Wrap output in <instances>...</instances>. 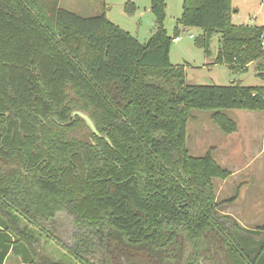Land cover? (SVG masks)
<instances>
[{"label":"trees","instance_id":"obj_1","mask_svg":"<svg viewBox=\"0 0 264 264\" xmlns=\"http://www.w3.org/2000/svg\"><path fill=\"white\" fill-rule=\"evenodd\" d=\"M43 1L0 0V264L11 254L67 264L36 254L42 237L53 241L43 219L60 212L83 230L74 247L60 245L74 263L97 264L86 255L99 252L101 264H264V239L238 235L264 236V225L245 231L218 213L213 180L232 173L187 146L194 110L234 134L224 112L264 111V87L191 85L170 59L181 26L200 29L195 43L208 55L221 36L215 65L264 63V21L234 24L232 0H184L172 37L166 0H151L156 30L142 44L105 12L82 17ZM84 125L88 139L77 135Z\"/></svg>","mask_w":264,"mask_h":264},{"label":"rangeland","instance_id":"obj_2","mask_svg":"<svg viewBox=\"0 0 264 264\" xmlns=\"http://www.w3.org/2000/svg\"><path fill=\"white\" fill-rule=\"evenodd\" d=\"M134 2V15L125 12V4ZM49 10L59 5L61 8L82 17L107 14L120 28L130 32L140 43L146 44L156 30V18L151 12V0H44ZM184 0H166L165 27L168 34L175 35L178 20L183 14ZM233 23L236 25H260L264 21V0H232ZM197 29L181 34V40L173 43V64L185 65L187 83L191 85H229L240 82L245 86L264 87V72L261 61L249 64L245 69L231 70L226 65H215L221 44L219 34L212 38L210 49L216 54H206L196 45ZM194 35L195 37H191ZM220 45V46H219ZM181 48V49H180ZM183 49V50H182ZM238 124L234 134L223 133L212 120V112L194 110L187 125V146L191 156L202 157L212 152L217 163L228 169L232 175L226 179H214L216 200L220 204L218 213L231 216L246 231L259 230L264 225V111L227 110L224 112ZM89 128H80L83 139H88ZM44 229L52 234L53 241L42 237L37 246L38 259L62 260L74 263L60 245L74 247L78 235L83 230L75 224L73 216L67 212L57 213L52 219H43ZM241 239H264L263 234L248 236L238 234ZM251 237V238H250ZM243 241V240H242ZM246 243V242H245ZM247 244V243H246ZM245 244V245H246ZM252 245V243H251ZM248 248L249 246L246 245ZM101 264L98 253L86 255ZM5 264H25L21 257L11 254ZM123 264H131L130 262ZM142 264V263H138Z\"/></svg>","mask_w":264,"mask_h":264},{"label":"water","instance_id":"obj_3","mask_svg":"<svg viewBox=\"0 0 264 264\" xmlns=\"http://www.w3.org/2000/svg\"><path fill=\"white\" fill-rule=\"evenodd\" d=\"M187 32V29H185L183 31V33H186ZM81 116L82 118L85 119V121L88 123L89 127L92 129V131L96 134H99L98 130H97V127L95 125V123L93 122V120L85 113H82V112H75L74 113V116Z\"/></svg>","mask_w":264,"mask_h":264},{"label":"crops","instance_id":"obj_4","mask_svg":"<svg viewBox=\"0 0 264 264\" xmlns=\"http://www.w3.org/2000/svg\"><path fill=\"white\" fill-rule=\"evenodd\" d=\"M232 19H233V18H232ZM176 28H177V27H176ZM176 28H175V30H176ZM180 28H181V34H182L183 31H184L186 28H183V27H181V26H180ZM190 30H191V29H190ZM197 30H198L199 32H201L200 29H197ZM188 31H189V30H187V32H188ZM200 34H201V33H200ZM200 34H199V35H200ZM180 36H181V35H180ZM180 36L178 37L179 39L177 40V38H176V39L174 40V42H179V41L181 40V37H180ZM219 36H220V35H219ZM220 38H221V36L219 37V41H218V43H220ZM174 42H173V43H174ZM172 46H173V45H172ZM219 46H220V45H219ZM180 49H181V48H180ZM182 50H183V49H182ZM210 51H211V49H210ZM172 53H173V48L171 49V53H170V59H171V62L173 63V61H172V60H173V58H172ZM212 54L215 55L216 53L211 51V55H212ZM214 59H215V58H214ZM175 65H176V64H175Z\"/></svg>","mask_w":264,"mask_h":264},{"label":"built area","instance_id":"obj_5","mask_svg":"<svg viewBox=\"0 0 264 264\" xmlns=\"http://www.w3.org/2000/svg\"><path fill=\"white\" fill-rule=\"evenodd\" d=\"M264 6V5H263ZM191 37L193 38V37H195L194 35H191ZM179 38H177V40H178Z\"/></svg>","mask_w":264,"mask_h":264},{"label":"flooded vegetation","instance_id":"obj_6","mask_svg":"<svg viewBox=\"0 0 264 264\" xmlns=\"http://www.w3.org/2000/svg\"><path fill=\"white\" fill-rule=\"evenodd\" d=\"M202 260H204V258H202ZM206 264H211V263L208 262V263H206Z\"/></svg>","mask_w":264,"mask_h":264}]
</instances>
